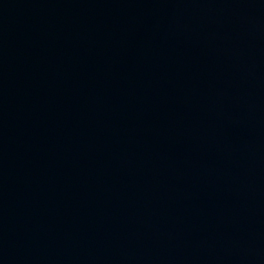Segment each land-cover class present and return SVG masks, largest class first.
I'll return each instance as SVG.
<instances>
[{
    "label": "water",
    "instance_id": "1",
    "mask_svg": "<svg viewBox=\"0 0 264 264\" xmlns=\"http://www.w3.org/2000/svg\"><path fill=\"white\" fill-rule=\"evenodd\" d=\"M0 264H264V0H0Z\"/></svg>",
    "mask_w": 264,
    "mask_h": 264
}]
</instances>
